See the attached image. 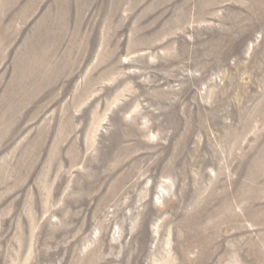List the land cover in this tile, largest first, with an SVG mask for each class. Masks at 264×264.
<instances>
[{
	"label": "rangeland",
	"instance_id": "374dc122",
	"mask_svg": "<svg viewBox=\"0 0 264 264\" xmlns=\"http://www.w3.org/2000/svg\"><path fill=\"white\" fill-rule=\"evenodd\" d=\"M0 264H264V0H0Z\"/></svg>",
	"mask_w": 264,
	"mask_h": 264
}]
</instances>
